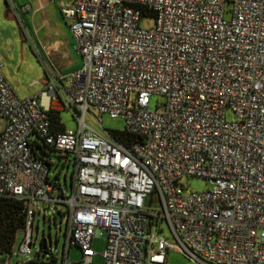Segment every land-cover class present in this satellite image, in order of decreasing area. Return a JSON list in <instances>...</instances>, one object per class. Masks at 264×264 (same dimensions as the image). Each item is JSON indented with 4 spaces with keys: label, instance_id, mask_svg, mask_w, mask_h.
I'll use <instances>...</instances> for the list:
<instances>
[{
    "label": "built area",
    "instance_id": "1",
    "mask_svg": "<svg viewBox=\"0 0 264 264\" xmlns=\"http://www.w3.org/2000/svg\"><path fill=\"white\" fill-rule=\"evenodd\" d=\"M60 14L78 69L25 99L0 71V197L26 217L10 257L30 254L42 203L66 226L48 264H91L95 239L104 264H168L172 247L196 264H264V0H74ZM65 110L77 129L56 131L49 113ZM90 110L122 118L129 141L90 128ZM47 151L73 168L68 195ZM185 177L208 188L189 191Z\"/></svg>",
    "mask_w": 264,
    "mask_h": 264
},
{
    "label": "rangeland",
    "instance_id": "2",
    "mask_svg": "<svg viewBox=\"0 0 264 264\" xmlns=\"http://www.w3.org/2000/svg\"><path fill=\"white\" fill-rule=\"evenodd\" d=\"M0 71L10 85L14 94L20 98H29L35 93L39 92L41 87L36 84L37 81L42 82L48 78L49 75L65 76L70 71L67 65H61L59 58L48 57L41 49L40 42H44L46 28L40 27L38 32L34 31L30 18L33 12H22L20 9L13 10V17L6 16V6L3 0H0ZM28 10V6L23 8ZM51 18L49 20L50 29L56 28L60 30H67L64 20L57 13L54 5H51ZM41 15H36L33 20L35 27L39 26ZM27 22V23H26ZM155 20L152 17L142 19L140 27L143 29H150L154 26ZM49 29V30H50ZM73 37V36H72ZM74 39V38H73ZM75 43V39H74ZM80 56L74 53L75 64L79 63ZM81 66V65H80ZM163 101V97L154 95L150 100V107L154 110L158 104ZM60 119L66 130L77 129V122L72 111L65 110L60 112ZM85 121L87 125L96 130L101 131L102 128L113 131L114 133L121 132L125 128V122L122 118H111L108 115H99L97 112L90 110L86 115ZM3 119L0 118V130L3 129ZM39 154L42 155L41 151ZM47 156H51V161L58 164V169H61V184L65 194H69V178L72 172V166L62 168V155L56 152L47 151ZM69 160H73L72 156ZM72 164V163H71ZM67 174L66 184L63 181V175ZM182 184L189 190L194 192L204 191L208 188V183L200 178L185 177ZM153 209L160 208L153 205ZM58 209H63L59 207ZM35 216L33 223V241L34 245L28 256H21L13 254L12 258L7 256L5 264H40L52 263V253L57 260H60L62 248L64 245L65 233V216H62L54 206L45 208L42 203L35 205ZM50 215V216H49ZM45 216V217H44ZM162 232L161 235L166 237L170 244L178 245L174 235L171 233L166 223H160ZM22 234L18 235L15 244V252L21 241ZM47 241V250L40 249L41 241ZM93 249L96 252L91 260V264H104L103 251L105 249V240L95 239ZM49 255L50 257H47ZM69 257L75 260L80 258V250L71 249ZM6 256H0V260ZM168 264H196L190 261L184 254L172 247L168 251Z\"/></svg>",
    "mask_w": 264,
    "mask_h": 264
},
{
    "label": "crops",
    "instance_id": "3",
    "mask_svg": "<svg viewBox=\"0 0 264 264\" xmlns=\"http://www.w3.org/2000/svg\"><path fill=\"white\" fill-rule=\"evenodd\" d=\"M6 6V16L13 17V10L20 9L22 12L28 13L33 12L34 17L36 15H41L39 26L35 27V21L33 16L30 18L34 31L38 32L40 27L46 28V36L44 42H40L41 49L46 56L57 57L61 65H67L70 69L67 74L78 69L81 65V57L79 58V63L75 64L74 53H77L75 48L74 39L67 26V30H60L59 28H51L49 20L51 18L50 11L48 8L54 5L57 13L60 14V8L62 5L70 3L74 0H3ZM28 6V10L23 8ZM1 7V2H0ZM62 18V16H61ZM63 19V18H62ZM27 23V22H26ZM50 29V30H49ZM80 56V55H79ZM50 76V75H49ZM48 76V77H49ZM46 80V79H45ZM38 93V92H37ZM36 94V93H35ZM43 101L46 102L47 99L44 97ZM64 126V125H63ZM65 129V127H64Z\"/></svg>",
    "mask_w": 264,
    "mask_h": 264
},
{
    "label": "trees",
    "instance_id": "4",
    "mask_svg": "<svg viewBox=\"0 0 264 264\" xmlns=\"http://www.w3.org/2000/svg\"><path fill=\"white\" fill-rule=\"evenodd\" d=\"M49 117L56 131L64 130V126L59 124L60 113L50 112ZM115 137L123 143L130 139L123 131L115 133ZM25 223L23 203L13 198L0 197V256H11L17 234Z\"/></svg>",
    "mask_w": 264,
    "mask_h": 264
},
{
    "label": "water",
    "instance_id": "5",
    "mask_svg": "<svg viewBox=\"0 0 264 264\" xmlns=\"http://www.w3.org/2000/svg\"><path fill=\"white\" fill-rule=\"evenodd\" d=\"M43 247H45V241L43 240ZM7 261V258H3L0 260V264H5Z\"/></svg>",
    "mask_w": 264,
    "mask_h": 264
}]
</instances>
